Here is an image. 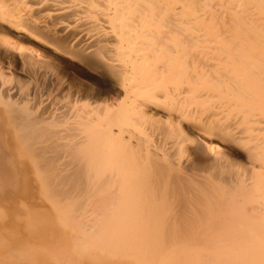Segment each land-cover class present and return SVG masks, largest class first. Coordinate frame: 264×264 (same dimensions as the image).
Returning a JSON list of instances; mask_svg holds the SVG:
<instances>
[{"label": "bare ground", "instance_id": "6f19581e", "mask_svg": "<svg viewBox=\"0 0 264 264\" xmlns=\"http://www.w3.org/2000/svg\"><path fill=\"white\" fill-rule=\"evenodd\" d=\"M73 251L264 264V0H0V264Z\"/></svg>", "mask_w": 264, "mask_h": 264}, {"label": "rangeland", "instance_id": "374dc122", "mask_svg": "<svg viewBox=\"0 0 264 264\" xmlns=\"http://www.w3.org/2000/svg\"><path fill=\"white\" fill-rule=\"evenodd\" d=\"M78 78H80V80H82V81L85 80V79H86L85 81H88V80H89V78H87V77H84V78H83V77H78ZM81 78H82V79H81ZM89 82L94 83L92 80H89ZM35 175H36V174H35ZM35 175H34V176H35ZM37 181H38V180H37ZM42 182H44V181H42ZM39 185H40V184H39ZM44 185H45V184H44ZM41 186H42V185H40V188H39V191H38L41 195H37V199H39L40 201L44 200V202L46 203V205H48L49 208H50V205H51V207H52L54 201L51 202L53 199L51 200V199H50V196L48 197V194H49L48 192H49V191H48V192L46 191V192L48 193V194H46V195H47V197H46L47 199L44 198V195H43V193H46L44 189L48 190L49 188L47 189V185H45L44 187H41ZM45 187H46V188H45ZM41 188L44 190V192L42 191ZM40 189H41V190H40ZM39 193H38V194H39ZM46 195H45V196H46ZM39 196H40V197H39ZM41 197H43L42 200L40 199ZM51 197H52V196H51ZM52 198H53V197H52ZM55 201H56V200H55ZM21 203H22V202H21ZM45 203H44V204H45ZM49 204H50V205H49ZM20 205H21V204H20ZM53 206L56 207V206H58V205L55 204V205H53ZM26 218H27V216L25 217V219H26ZM29 218H30V217H29ZM56 218H57V217H55L54 221H56ZM33 219H35V218H32V219H30V220L28 219V220H29V222L31 223V220H33ZM28 220H26V221L28 222ZM61 220H62V219H61L60 217L57 218V221H58V222L60 221L61 223H63V221H61ZM30 223H29V224H30ZM34 223H36L35 226H37V227L35 228V229L37 230V232L34 230L35 233L32 232V231H33L32 228H34V227H31V225H33ZM34 223H32L30 226H28L29 224L26 223V222L24 221V219H21L17 224L13 225L14 227H13V226H12V227H13L14 229H18L17 231H18V232L21 231V233H22V231L24 230V231H23V234H24V233L29 234V235L32 234L33 236H35V239H34L35 242H39V240H38L37 238H39V239L41 240V238H40L41 236L46 237V236H44V235H46L45 232H46L47 230L44 231V233H43V231H42V233H40V231L43 230V229H41V226H39V225H42V224H43L42 221H39V220L35 219V222H34ZM40 223H42V224H40ZM44 224H46V223H44ZM50 225H51V223H50ZM47 226H48V227H47ZM42 227H44V228L47 227L46 229H48L49 231H50V229H51V228L49 229V225H46V227H45V225H44V226L42 225ZM20 228H22V230H21ZM37 228H38V229H37ZM38 230H40V231H38ZM52 230H53V229H52ZM31 232H32V233H31ZM38 232H39V233H38ZM53 232H54V230H53ZM33 233H34V234H33ZM36 233H38V234L41 235V236H39V237L36 236ZM46 233H47V232H46ZM48 234H49V237L47 236L48 238H47V239L45 238L46 240H48V239L52 236V235H51L52 232L50 231ZM53 235H54V234H53ZM52 237H53V236H52ZM52 237H51L50 240H52ZM36 239H37V240H36ZM50 240H48V241H50ZM42 241H43V240H42ZM44 242H46V241L44 240ZM44 242H42V244H44ZM49 243H50V242H49ZM51 243H52V241H51ZM89 252H92V251L89 250ZM82 253L85 254V255H88V252H87V251H86V252L84 251V252H82ZM86 253H87V254H86ZM38 254H39V253L34 254V255H35L34 258H35L36 256H38V258H39L38 260H40V258H41L40 256H41V255H40V254L38 255ZM69 254H71V255H69V256L72 257L71 261H68V260H70V258H68V260H67V258H65V261H67V262H65L64 259L61 260V257L64 256L65 254L63 255L62 253H59L58 255L55 254L56 257H55L54 255H52V256H54V258H50V259H48L47 264H50V263H51V264H54V263H55V264H59V263L61 264V263H63V262H64L63 264H79V261H78V263L76 262V261L78 260V258H77V256H78L77 253H75V251H73V252H70ZM31 255H32V254H31ZM66 255H68V254H66ZM130 255H132V254H130ZM130 255H129V256H130ZM32 256H33V255H32ZM69 256H67V257H69ZM133 256H135V255L133 254ZM133 256H131V257H133ZM30 257H31L30 255H29V258H28V256H27L26 260H27V261H28V259L30 260V259H31ZM65 257H66V256H65ZM32 258H33V257H32ZM103 258H104V256H103V257L100 256V259L103 260V263H102V264L105 263V261H104ZM107 258H108V257H106V259H107ZM136 258H137V257H135V260H136ZM75 259H76V261H75ZM23 260L26 261L25 259H23ZM33 260H34V261H33ZM33 260H32V261H31V260L28 261V262H30L29 264H34L35 260H37V259L35 258V259H33ZM52 260H54V263H53ZM109 260H114V259L111 258V259H109ZM117 260L119 261V262H118L119 264H125V263H120L121 259L117 258ZM106 261H107V260H106ZM115 261H116V260H115ZM21 262H22V263H19V264H23V261H21ZM28 262H24V264H28ZM32 262H33V263H32ZM37 262L39 263V261H37ZM37 262H36V264H38ZM68 262H69V263H68ZM110 262H111V261H109V262L107 261L106 264H108V263H110ZM40 263H41V264H46V261L44 262V261L41 260ZM40 263H39V264H40ZM112 263H114V262H112ZM112 263H110V264H112ZM156 263L158 264V262H156ZM156 263L154 262V264H156ZM80 264H81V263H80ZM128 264H129V263H128Z\"/></svg>", "mask_w": 264, "mask_h": 264}]
</instances>
